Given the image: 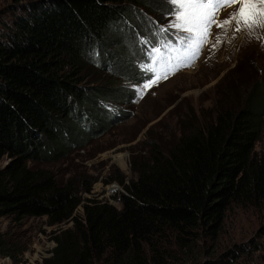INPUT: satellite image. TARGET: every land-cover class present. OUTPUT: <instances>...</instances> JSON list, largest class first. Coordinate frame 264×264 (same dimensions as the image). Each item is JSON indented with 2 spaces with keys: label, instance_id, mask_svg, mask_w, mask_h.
<instances>
[{
  "label": "trees",
  "instance_id": "1",
  "mask_svg": "<svg viewBox=\"0 0 264 264\" xmlns=\"http://www.w3.org/2000/svg\"><path fill=\"white\" fill-rule=\"evenodd\" d=\"M169 10L164 0H38L15 6L0 29V163L11 160L0 168V219L73 223L43 264H183L201 243L220 241L230 209L264 206L258 81L243 106L184 131L165 151L133 157V177L114 198L120 207L84 200L73 180L49 170L87 142L82 108L103 124L110 115L98 107L132 103L125 83L139 78L138 35ZM106 61L101 85L86 91L83 71ZM255 251L235 245L211 264H253Z\"/></svg>",
  "mask_w": 264,
  "mask_h": 264
},
{
  "label": "rangeland",
  "instance_id": "2",
  "mask_svg": "<svg viewBox=\"0 0 264 264\" xmlns=\"http://www.w3.org/2000/svg\"><path fill=\"white\" fill-rule=\"evenodd\" d=\"M35 1L38 0H0V29L11 20L15 6ZM164 5L169 6L167 0H164ZM231 11V8H223L219 13L220 19L226 18ZM171 19L166 14L161 20L154 21L152 31L140 34L149 53L156 40L161 38L157 29L169 25ZM209 36V49L198 67L171 79V69L163 68L156 72L155 66L158 57L170 48L156 54L154 75L143 67L148 63L149 53L137 61L139 78L125 83L134 93L132 103L98 107L110 115L103 124L96 119L95 112L87 114L88 109L82 108L83 113L90 116L91 125L82 123L89 136L87 142L72 148L60 161L50 164L49 170L65 182L73 180L84 200L104 201L120 207L114 198L123 191L121 182L128 184L133 177V157H148L155 147L165 151L184 131L206 128L215 123L222 112L234 110L240 103L243 106L250 87L257 81L264 83V29L257 28L249 34L214 25ZM107 64L108 61L104 62L103 68L83 71L82 87L86 91L101 85L100 80L104 77L101 73L109 72ZM150 75L166 79L153 82L155 86L147 92L145 88L151 82H141ZM98 118L103 119L101 116ZM256 154L264 155V134ZM10 161L4 158L0 168H5ZM89 188L90 194L87 193ZM77 215L83 216V207ZM72 227V222L51 227L47 218H28L21 223L1 218L0 264H43L53 256L57 247L55 239ZM235 245L261 248V251H255L252 263L263 264L264 206L230 209L220 241L216 245L209 241L201 243V248L185 258L183 264H211Z\"/></svg>",
  "mask_w": 264,
  "mask_h": 264
},
{
  "label": "snow or ice",
  "instance_id": "3",
  "mask_svg": "<svg viewBox=\"0 0 264 264\" xmlns=\"http://www.w3.org/2000/svg\"><path fill=\"white\" fill-rule=\"evenodd\" d=\"M167 3L170 8L168 15L172 19L169 25L157 29L161 38L153 44L148 63L143 66L153 75V61L164 48H170V52L183 49L180 62L192 61L207 42L206 37L212 25L233 32L243 30L249 34L257 28L264 29V0H167ZM222 7L232 9L224 19L219 17ZM172 29L175 31L172 32ZM168 59L160 55L159 62L167 66ZM148 79L152 81V75Z\"/></svg>",
  "mask_w": 264,
  "mask_h": 264
}]
</instances>
